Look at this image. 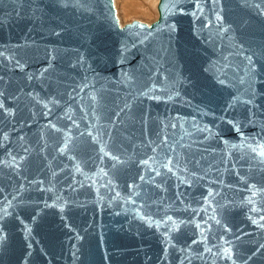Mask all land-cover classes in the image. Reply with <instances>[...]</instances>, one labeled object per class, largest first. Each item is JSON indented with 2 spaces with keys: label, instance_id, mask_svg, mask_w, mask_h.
Returning a JSON list of instances; mask_svg holds the SVG:
<instances>
[{
  "label": "water",
  "instance_id": "95a60500",
  "mask_svg": "<svg viewBox=\"0 0 264 264\" xmlns=\"http://www.w3.org/2000/svg\"><path fill=\"white\" fill-rule=\"evenodd\" d=\"M0 0V264H264V0Z\"/></svg>",
  "mask_w": 264,
  "mask_h": 264
},
{
  "label": "rangeland",
  "instance_id": "374dc122",
  "mask_svg": "<svg viewBox=\"0 0 264 264\" xmlns=\"http://www.w3.org/2000/svg\"><path fill=\"white\" fill-rule=\"evenodd\" d=\"M158 0H114L116 15L121 25L139 20L147 24L157 18Z\"/></svg>",
  "mask_w": 264,
  "mask_h": 264
}]
</instances>
